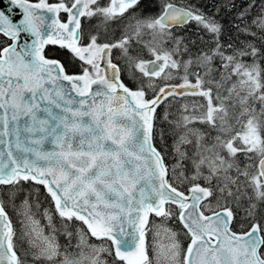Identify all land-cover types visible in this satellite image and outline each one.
I'll return each instance as SVG.
<instances>
[{"label":"snow or ice","instance_id":"snow-or-ice-1","mask_svg":"<svg viewBox=\"0 0 264 264\" xmlns=\"http://www.w3.org/2000/svg\"><path fill=\"white\" fill-rule=\"evenodd\" d=\"M0 264H264V0H0Z\"/></svg>","mask_w":264,"mask_h":264},{"label":"trees","instance_id":"trees-1","mask_svg":"<svg viewBox=\"0 0 264 264\" xmlns=\"http://www.w3.org/2000/svg\"><path fill=\"white\" fill-rule=\"evenodd\" d=\"M186 35H187V34H186ZM175 111H176V109H175V107H173L172 112L175 113ZM170 162H171V161H170ZM59 242H60L61 245L65 244V242H66V238H65L64 236L61 235V236L59 237Z\"/></svg>","mask_w":264,"mask_h":264}]
</instances>
